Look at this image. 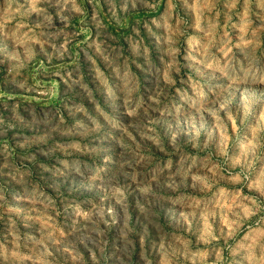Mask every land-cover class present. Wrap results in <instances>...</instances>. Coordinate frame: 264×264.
Instances as JSON below:
<instances>
[{"label": "rangeland", "instance_id": "374dc122", "mask_svg": "<svg viewBox=\"0 0 264 264\" xmlns=\"http://www.w3.org/2000/svg\"><path fill=\"white\" fill-rule=\"evenodd\" d=\"M257 69L261 0H0V242L264 264Z\"/></svg>", "mask_w": 264, "mask_h": 264}, {"label": "clouds", "instance_id": "9594fccd", "mask_svg": "<svg viewBox=\"0 0 264 264\" xmlns=\"http://www.w3.org/2000/svg\"><path fill=\"white\" fill-rule=\"evenodd\" d=\"M249 3L250 0H245ZM264 4V0H261ZM9 7H11V0H9ZM252 76L257 77L259 82L264 83V80L260 77L264 76V70L249 71L244 79H251ZM244 79H240L237 76L233 77L234 83H243ZM245 102L247 97L245 96ZM260 104L264 106V99L260 100ZM226 107L225 104H221V108ZM58 237L51 231L42 233L39 241H35L31 247L28 243H24L23 248L21 246V238L17 235L13 240V248L9 252L3 242H0V257L8 261H20L21 264H57L56 256L53 254L55 251V245L59 243ZM59 253H57L58 255ZM183 255V252L177 250L173 253V259L170 264H179V257ZM199 255H206L201 253ZM195 264V262H193Z\"/></svg>", "mask_w": 264, "mask_h": 264}]
</instances>
